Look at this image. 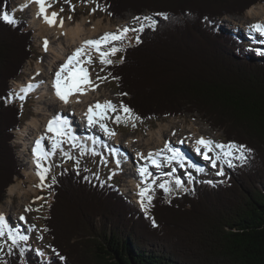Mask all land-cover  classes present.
Listing matches in <instances>:
<instances>
[{"label": "trees", "instance_id": "1", "mask_svg": "<svg viewBox=\"0 0 264 264\" xmlns=\"http://www.w3.org/2000/svg\"><path fill=\"white\" fill-rule=\"evenodd\" d=\"M89 1L112 18L154 12L155 28L107 68L123 105L143 121L198 113L251 152L225 166L226 181L194 177L170 196L155 186L145 211L90 170L62 168L49 186L48 249L14 246L5 264H264V55L221 24L264 0ZM10 10L0 0V12ZM31 34L23 19L0 20V200L20 175L11 139L22 115L10 80L32 55Z\"/></svg>", "mask_w": 264, "mask_h": 264}, {"label": "rangeland", "instance_id": "2", "mask_svg": "<svg viewBox=\"0 0 264 264\" xmlns=\"http://www.w3.org/2000/svg\"><path fill=\"white\" fill-rule=\"evenodd\" d=\"M48 2L51 4V7H50L51 9L54 8L58 10V17L63 18L66 22H69L71 25H74L77 21L83 20L84 23H86L88 26V25H92L95 21L100 20L102 26H107L106 28H104L105 32L107 33H113V31H116L119 29L120 24L114 25L115 23L118 22V20H128L132 18V14L135 13L133 10L128 9L124 13H122L121 16L112 18L110 16H106L102 5L95 1L70 0V3H66L65 0H48ZM259 6H264V1L258 2L252 5L250 8L245 10L243 14L236 13V15L235 14L224 15L223 25L228 29L235 27L234 25L236 24H234L233 20L231 19L233 17H236V18L238 17L241 21L245 23H250L249 24L250 26L251 24H253V21L255 20H252V21L250 20L252 19V17L248 16L247 11H249L252 7H259ZM12 7L13 8L15 7L16 11L13 12V10H11V12L7 14H9L15 21L24 19L27 23L28 28L32 30V34H31L32 55L29 59L26 60V62L24 63L20 71V74L15 79V81L17 82L19 81L23 83L25 81L24 78L29 75L28 74L29 70L27 71L26 68L33 67L35 62H41L45 56L44 53H47V51L42 52L43 51L42 44L41 42H39L38 35H37L38 31L37 29H34L35 27L31 25L29 21V15L25 12L24 9L17 10V4L14 3V0H12ZM61 9H63V11H61ZM150 10H151L150 8H143L139 12H145V11H150ZM69 17H71V19H69ZM84 17L86 18V20H84ZM241 21L234 19L235 23L241 22ZM243 22L240 24L245 26ZM239 27H237L239 31L238 29H233L232 31L234 32L238 31L241 37L244 38L245 41L248 42L252 46L253 43L248 40V37L246 39V33L243 32L242 30L244 28L240 27L241 28L240 29ZM99 36L97 37L98 39L101 38L102 33ZM132 38H133V30L131 28H128V31L126 32V34H124V39L126 41L131 42ZM127 44L128 42H122L121 40H115V43L110 42L108 44V46L112 45L111 46L112 48L115 47L118 49L117 51L118 54L116 56L108 58L112 61L111 64L120 62L121 49L123 48V46ZM258 54L264 55V49L263 48L260 49V53ZM91 56L92 58H94L93 54H91ZM92 61H93L91 63L92 65L88 64V66L91 68V71L93 72L92 81L95 82V86H97L96 89L98 88L97 93L98 94L100 93L99 94L100 98H104L105 94L108 95L107 97L109 98V100L118 109L117 112H113V113L108 112V117H110V119H106V122L108 123L109 127L113 129V131H115L118 135L120 134L119 137H121L119 138L118 135H116L119 140L117 144L120 147V150H116V152L118 153L123 152L124 150L123 148H126L125 146L126 143L125 142L122 143L123 141L120 140L123 137L124 138L126 137L127 138L126 140L129 139L132 142H135L136 136H138V138H142V140L138 144L140 145L139 147L145 149L144 150L145 152L153 147H158L159 145L158 131L165 124L169 125L168 131H166L165 136H164L165 139L167 137L171 138L174 131H175V134H173V137H174V140H177V141L180 140V138H183L184 134L190 135L194 132V135H195L194 137H198L199 134H203L204 136L213 139L216 143H221V144L229 143L227 142L222 129H216L214 127H211L210 124L206 122V120L203 119L198 113L190 114V113L184 112L183 114L177 115V116L160 117L158 119H149L146 121H143L140 119H135V120L129 119L126 122H124L123 117L125 114L119 111V107L121 105L120 93L117 90V85L115 81L112 80L111 77H109L108 75L107 67L111 64L97 63L94 59H92ZM29 63L31 64L30 66L28 65ZM22 79L24 80L21 81ZM12 81L13 79L10 80V84L13 86ZM39 88L40 87H35L34 94L29 95V97H26V99H24L25 97H23V99L20 98L24 94L23 95L20 94L18 88H16L17 91L13 89L11 92L10 98H9L10 100H13L19 104V107L21 109V115H22L20 123L23 124L22 127L19 126L18 129L15 128L13 130L14 135L11 139V143L15 149L14 152L16 153L18 166L20 168V175L14 176L13 182L11 184H14L16 182H21V184L24 185V186L22 185L23 188H27V189H29L28 187L30 186V183L32 180L29 178L30 171H29L28 164L26 165L24 158H22V157H26L25 152L23 154V151L27 152V150H25L26 148L25 149L23 148V145L20 142L21 140L18 138V134H19V131L22 132L23 127L27 125V122L30 121L33 116L39 115L36 111L35 103L39 100L40 96L42 97L47 96L48 91L50 90L49 85H45V84H43L44 89L41 92H38ZM86 94L91 99V92L86 91ZM35 100L37 101L35 102ZM55 112H53L52 115ZM117 115L121 116L122 122L120 123L113 122L115 116ZM133 124L135 126H133ZM169 129H170V134H168ZM194 129H196V131H193ZM148 132H149V136H148ZM32 133H33V130H31V134ZM112 139L114 138H111V139L107 138L106 143L107 144L113 143ZM16 142H19L21 144L20 145L21 147ZM26 146L27 144H25V147ZM236 155H239V153H235L233 157H226L225 159H223L224 157H221L220 161L223 159L221 163L223 162L225 164H228L226 162L228 160H230L231 162L240 163L242 160L234 158ZM112 156L113 155H111L110 152H107L106 150L105 152L103 151L98 154H92V155L88 153L83 154L80 148H78L77 150H73L72 155H71L72 158L68 160H65L61 158L59 155H56L54 159L51 160L49 166L47 167V171H46L47 187L45 189L43 188V190L39 189V191L41 192V198L36 199L33 197L31 199V201L33 202L31 209H30L31 211L26 214V218H25V222L27 223V226L23 223L26 226L25 227L26 230H23L21 232L22 235L27 236V240L19 241L17 245H12V242L7 239V235H5L3 238H0V264H5V257L13 246L17 247L20 250V252L25 251L26 247H29L30 245H32V243L39 253L46 252V249H48V239L46 238V235H45L44 218L47 216L48 205L51 200L49 186L54 182L56 173H59L63 167H75V168H80V169H88L91 172L90 173L91 177L99 178L103 183L104 182L115 183L120 189L122 188L121 190H124L126 192V197L135 200L137 197L136 195L140 190L137 191L136 189H133L129 191V181L132 187L137 188L139 185L138 173H136V170L134 171V169L132 168V170H129V172H127V170L125 171L126 175H123L122 173L117 174L114 171V160H113L114 157ZM135 156L136 155H134V159H136ZM166 156H165V159L168 160ZM125 163L126 162H121V159L119 158L116 160V165L118 167H125ZM201 164H202V161H201ZM126 165H127L126 168H130V164H126ZM193 165H196V164H193ZM220 167H221L220 163H217V168H211L209 172V175L211 176H208L206 180L213 179L212 181H218V180L226 181L227 179L224 174L223 175L218 174L221 170ZM200 168H196L197 172L199 171L198 169ZM172 170H174V167L172 165L169 166V168H164V171L166 172V174H164L163 176V179H164L163 181H168V187L172 189L170 192L166 193L167 196L178 193L185 188V186L183 185L181 188L177 189V187L175 188V184H172L171 180L169 182V180L167 179L169 174L167 173L168 172L170 173V171ZM180 174H181V177L187 176L188 178H191V176H196L194 172L187 173L184 171V172H180ZM202 177L203 176L201 175L200 179L205 180L204 177L203 178ZM140 180H143V178L142 179L140 178ZM145 182L146 183H144L142 187H145L147 184H149L148 180H146ZM11 184H9V186ZM9 186L6 188L3 200H0V205L3 207H6L5 210H9L13 212L20 211L22 206L24 205L23 204L24 202L23 203L20 202L21 198H19L18 195L12 196V201L10 200L11 195L8 193ZM149 195H151V192L149 193ZM140 200H141V197H140ZM144 203L146 204L147 200H145ZM25 205L30 206V204H25ZM7 214L8 215H5V221L11 218V215L9 213Z\"/></svg>", "mask_w": 264, "mask_h": 264}, {"label": "bare ground", "instance_id": "3", "mask_svg": "<svg viewBox=\"0 0 264 264\" xmlns=\"http://www.w3.org/2000/svg\"><path fill=\"white\" fill-rule=\"evenodd\" d=\"M14 3L17 4V10L24 9L25 12L29 15V21L31 25L35 27L34 29H37L38 31L36 32L38 35L39 42H41L42 44V50H43L42 52L47 51V53H44L45 56L41 62H35L33 67L26 68L27 71L29 70L28 72L29 75L24 78L25 81L23 83L19 81L18 82L14 81L13 89L17 91L16 88H18L19 93L22 95L24 94L23 97H25L24 99H26V97H28L29 95L34 94L35 87H40L38 92H41L44 89L43 84L49 85V88H50L47 96L45 97L40 96L38 101L35 100V102L37 101L35 104H36V111L39 114L38 115L39 117L33 116L31 120L27 122V125L23 127L22 132L19 131V134H18V138L21 140L20 142L22 143L23 148L24 149L26 148L25 150H27V152L23 151V154L25 152L26 157H22V158H24L26 165L28 164L29 171H30L29 178L32 181L30 183V186L28 187L29 189L23 188L24 185L21 184V182H16L14 184H11L9 186L8 193L11 195L10 197L11 201H12V196L18 195L19 198H21L20 202L22 203L24 202L23 203L24 205L22 206V208L20 207L21 208L20 211H14V212L5 210L6 207H3L0 205V214H2L4 217L5 215H8L7 213L11 215V218L6 220V223L8 224L9 228L13 230L14 232L16 231L17 233L22 234L21 232L23 230H26L25 225L27 226V223L25 222L26 214L31 211L30 209L33 203L31 199L33 197L36 199L41 198V192L39 191V189L43 190V188L45 189L47 187L46 172H43V169H47V167L49 166L52 160L51 158L52 152H55V151H53L51 147L53 143V140L51 139L53 137V133L49 132L46 126L49 120H51L56 115H62V117L66 119L67 124L69 122L68 118L70 114H74L78 118V120L80 119V127L78 126L75 130L70 131L71 135L76 137V140H75V144L77 145L76 147H80V149L82 150V153L84 154L87 151L92 152V149H95L99 153L103 149L102 146H104V148L108 150L114 157L113 159L114 160V171L117 174L122 173L123 175H126L125 171L127 170V172H129V170H132L133 168L134 171L136 170V173H138L139 175L138 169L141 167L147 166L148 168L150 167L155 168V166H153L147 159L142 158V157H147L149 153H152L153 156H158L159 159H161L163 155L167 154L168 160H174V159H170V157H172L173 155L171 152H168L167 150L161 152V150L165 149L166 144L178 150L179 143H177L178 142L177 140H174L173 134H175V131L173 132V134L171 133L172 134L171 138L167 137L165 139L164 137L165 133L166 131H168V128H169V125L165 124L158 131V135H159L158 147H153L145 152L144 151L145 149L139 147L140 145L138 144L142 140V138H138V136H136L135 142H132L129 139L126 140L127 139L126 137L125 138L123 137L124 139L122 138L120 140L123 141L122 143L124 142L126 143V145L124 144L126 148L122 147L124 149L123 152H119V153L116 152V150H120V147L117 144L119 142L118 137L120 136V134L118 135L115 131H113V129H111L108 126L106 119L100 120L99 123L105 124L108 129L110 128V130L113 133H115L114 135L105 134V132L99 127V123L95 124L94 126H89L87 116L85 115L90 105H95L97 102L103 105L105 101H110L109 98L107 97L108 95L105 94L104 98H100V95H99L100 93L98 94L97 92L92 90V88H88L87 91L91 92V99L86 93L85 94L77 93L75 95L69 96L68 103H64L59 98H57V96L55 95V91L53 89V81L55 79V73L60 69L61 65L64 64L67 58L71 56L72 53L77 48L81 47V45H83L85 41L97 40L98 39L97 37L101 33H102L101 37H103L104 33L105 34L107 33L104 30V28H106L107 26H102L100 20H97L92 25H88V26L86 23H84L83 20L77 21L74 25H71L69 22H66L63 18L58 17V15L56 17L57 23L54 25H49L45 21L44 15H48L50 17L51 13L53 12L58 13V10L47 7V4L49 3L48 0H46V12L44 13V15H38L40 6L36 3H28V0H14ZM25 4H27V7H23V5ZM12 10L13 12H15L16 11L15 7L14 8L12 7ZM247 14L248 16L252 17V19H250L251 21L255 20L253 21V24L259 23L261 25H264V6L252 7L249 11H247ZM151 15H152L151 11L141 12V14H139L138 16H136L133 13L132 18L130 19H132V22L138 21L139 23L132 26V28L139 29L142 22L145 24L149 23L148 21H140L134 18L150 17ZM61 19H63L62 26H60L59 24V21ZM234 19L238 21H241V20L238 17L237 18L233 17L231 19L233 20V23L236 24V26L238 27L240 26L241 28H244V30H246L250 34L251 33L259 34L258 32H253L250 29L249 27L250 23H245L243 21L235 23ZM84 20H86L85 17H84ZM242 22L245 24V26L240 24ZM125 24L127 25V23ZM140 32L141 31H134L136 35L135 39H137V35ZM45 41H47L46 49H45ZM89 50L90 49H86V52H89ZM28 65L30 66L31 64L29 63ZM84 67L87 68L89 79L92 81L93 72L91 71V68L88 66V64H85ZM24 79H22L21 81H23ZM92 83L95 86V82L92 81ZM29 85L33 86L31 90H28L26 92L22 91V89H27ZM98 111L100 110L93 109L94 119H96L95 113H97ZM53 112L55 113L52 115ZM107 116H108V113H107ZM86 127H91V128L88 130V128ZM31 130H33L32 134H31ZM193 131H196V129H194ZM168 134H170V129H169ZM116 135H118V137ZM148 136H149V132H148ZM194 136H195L194 132L190 135L184 134L182 145H184L185 147H188V146L192 147L194 145L197 148L198 147L202 148V146H199L196 144V141L200 139L201 137H204V135L199 134L198 137H194ZM42 137H44L45 139V140H42V148L44 151L50 152V154L47 156L46 159H40L39 166H38L37 156L34 152L36 143L34 145L33 140L35 139L41 140ZM107 138L109 139L114 138L112 139L113 143L107 144L106 143ZM25 144H27L26 147H25ZM62 150L68 152V149L65 147H62ZM157 153H159V155H156ZM134 155H136L135 156L136 159H134ZM118 158L121 159V162H126L125 167H118L116 165V160ZM202 159H203L201 160L202 164H200L199 166L201 167L204 165L207 166L204 160L207 161L209 159H205V158H202ZM177 160L184 162L186 164V167L188 168V171H190L189 169L196 170L195 167H197V165H193L194 163L189 162L184 157L183 159L177 158ZM126 164H130V168H126L127 166ZM42 172L44 176L43 180H41V175H40ZM140 178L142 179V177L139 175V179H138L139 187L137 188L132 187L129 181L130 179L128 180L129 181V191L133 189L140 190V188L142 187L144 183V179L140 180ZM135 201L141 203L140 196H137ZM25 204H30V206L25 205ZM21 216L24 217V220L20 219Z\"/></svg>", "mask_w": 264, "mask_h": 264}, {"label": "snow or ice", "instance_id": "4", "mask_svg": "<svg viewBox=\"0 0 264 264\" xmlns=\"http://www.w3.org/2000/svg\"><path fill=\"white\" fill-rule=\"evenodd\" d=\"M66 3H70V0H65ZM28 3H36L39 7L38 15H44L46 12V0H28ZM23 7H27V4L23 5ZM47 7H51V4L48 3ZM63 11V9H61ZM58 13L53 12L51 13V16L44 15L45 21L49 25H54L57 23L56 17ZM156 15L163 16L165 19H167L166 13H157ZM71 19V17H69ZM136 20L140 21H149L148 24L141 23L139 29H133L134 31H143L145 27H151L155 28V21L152 20L151 17H136L134 18ZM0 20H3L9 24L14 25L16 21L7 13L0 12ZM60 26L63 25V19L59 21ZM250 29L253 32H258L260 35L264 36V25H261L259 23L253 24L249 26ZM128 29H124L123 32L120 34L116 33H106L103 37L97 40H88L85 41L81 47L77 48L71 56L67 58L64 64L61 65L60 69L55 73V79L53 81V89L55 91V95L57 98H59L64 103H68V97L71 95H75L77 93L85 94L88 88H92V90H95V87L92 83V81L89 79L88 70L86 67H84L85 64H91L92 56L89 52H86V49H94L100 59V63L102 64H111L112 61L108 59L107 57L109 55H115L118 51L117 48L113 47L109 49L108 51H101L102 45H106L110 41L113 40H122L124 38V34ZM139 37H137V43H139ZM47 48V41H45V49ZM83 57V59H82ZM87 86V87H85ZM33 86L29 85L27 89H22V91H28L31 90ZM126 95V94H125ZM23 99V96L20 97ZM93 109L100 110L97 113H95L96 119H94L93 115ZM118 109L115 105L112 104L111 101H105L103 105H101L99 102H97L95 105H90L85 115L87 116L88 125L94 126L95 124L99 123L102 119H110V117L107 116L108 112H117ZM119 111L123 112L125 115L123 117V121L126 122L129 119L135 120L140 119L138 116H135L134 113L130 108H128L126 105L121 104L119 107ZM115 123L122 122L121 116L117 115L114 118ZM133 126H135L133 124ZM47 130L49 132L53 133V137L51 138L53 140L52 143V149L59 148L62 143H71L73 147H76L75 144L76 137L72 136L70 133V130L67 126V121L65 118H63L60 115H56L51 120H49L47 124ZM99 127L105 132L107 135H114L110 129L107 128V126L103 123H99ZM67 137V140L64 138ZM44 138L42 137L41 140H38L35 145L34 152L37 156V163L39 166V160L40 159H46L47 156L50 154V152L44 151L42 148V140ZM196 144L199 146H202L205 151L202 153L205 159H211V157L208 156V152H214L215 149H220V153H217V159L221 157H233L235 153H239V155H236L234 158L243 160L244 154L246 152H251V149H248L245 145H239L235 142H229L228 144H221L216 143L212 140L205 139L204 137H201L196 141ZM167 150L168 152L173 153L172 157L170 159H183L182 154L179 152V150L172 148L170 145H165V149H162L161 152ZM197 151H200V148H197ZM67 155V154H65ZM156 155H159L157 153ZM69 159L72 157L69 156ZM147 159L153 166L160 167V164L156 158H154L152 153H149L147 157H142ZM228 163L229 167H232L231 161H226ZM119 163V162H117ZM212 166L216 167L215 160H212ZM202 170V169H198ZM47 169H43V172H46ZM43 172L41 175V180H43ZM139 175L146 180L148 176H151L152 173L148 171V167L144 166L138 169ZM219 175H223V171L221 170ZM143 182V181H142ZM152 183H155V180L152 181ZM175 185L177 188L182 187L181 181L177 179L175 181ZM139 187V185H138ZM159 189L163 190L165 193L170 192L172 189L168 187V181H164L162 183H159L156 185ZM155 189L152 188V184H147L145 187L140 188V191L138 192V195L141 197V206L145 210L147 209V204L144 203L145 200H147L148 203L151 202L152 196L149 195L150 192H154ZM21 220H24V217H20ZM154 223V222H153ZM46 231V229H45ZM5 235H7V239L12 242V245H17L19 241L27 240V236L19 234L17 232H14L11 230L8 226V224L5 221V217L0 214V238H3ZM63 259V257H61Z\"/></svg>", "mask_w": 264, "mask_h": 264}]
</instances>
